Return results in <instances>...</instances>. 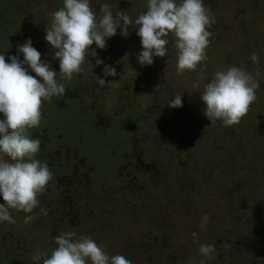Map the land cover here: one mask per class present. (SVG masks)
Listing matches in <instances>:
<instances>
[{
  "label": "rangeland",
  "instance_id": "1",
  "mask_svg": "<svg viewBox=\"0 0 264 264\" xmlns=\"http://www.w3.org/2000/svg\"><path fill=\"white\" fill-rule=\"evenodd\" d=\"M11 2L15 4L13 5ZM104 2L105 0H90L93 11L98 13L99 6ZM108 2L112 3L114 12L118 10L126 11L133 19L147 10V0H126V4H123L124 7L119 6L117 3L115 4L116 1L113 0H108ZM203 2L205 7L210 9V15L215 20V23L208 29L212 35L209 38V47L206 49L207 60L203 62L207 64L205 74L208 80L212 78L216 71L227 70L230 66H236L251 73L259 82V88L256 90L257 99L252 103L247 115L241 119L240 123L238 125L225 126L221 120H217L214 123L210 122L203 113L205 105L200 98V94L203 92L207 80L200 81L198 89L194 90L191 87L190 93L193 99L186 98V102L182 101V107L175 108L176 113L179 111L188 118V126H186L188 131L185 130L186 134L181 139L182 143L187 146L188 151L185 154L189 153L190 155V161L187 162L190 166H188V169L192 170V175H189L186 183L193 188L199 185V188H196V191L191 196L193 202H195V208L205 204L204 213L208 214L209 219L211 215L208 210L210 211L211 205L217 210L222 209L221 212L213 210L215 219L225 218L224 225H230L226 227L227 229H238L229 234L218 227L219 224L217 225L216 222L211 223L208 220L205 227L201 228L199 226L198 229L201 233L217 226L216 231L221 229V232L225 233L226 238L231 241L232 246L236 243L245 244L246 241L243 238L249 237L257 242L258 251H263L264 240L262 233L264 232V224L256 226L257 231L255 234L254 230L248 228V225L244 226V223L247 224L248 222L249 225H252L250 223L252 221L249 220L252 219V223L255 224L256 219H254L253 215L259 211L254 210L264 209V0H203ZM6 4H10V7L7 8ZM15 6L17 8L16 12L14 11ZM62 6L63 0H0V54H5L6 61L7 59L9 60V57L18 54L17 45H22L29 38L32 44L36 43L35 46L38 51L43 49L45 46L43 44L39 46V42L46 37V28L48 27L44 26H48L52 22L51 13ZM128 31L129 35L125 37L120 34L121 29H117V34L112 37L114 42L117 41L118 44L122 45L121 48L113 41L110 43L106 38V44H112L109 47L113 49V51L112 49L110 50L106 65L109 64L111 59L117 60V57L124 53L125 58L121 60L122 63L120 61L117 62L126 65L128 69L122 73L121 78H117L118 81L116 84L113 83L114 85H119L120 79L123 82L129 80L134 86L138 85L141 93L144 90L145 97L143 98L145 100L148 97L149 89L145 78L142 77L144 75L147 76V74L141 69L149 70L151 68L154 70L153 82L152 80L150 81L152 93L160 87L171 97L170 94L182 93L186 91L188 85L190 86L196 82L199 69L195 72L185 71L183 74H177L178 50L174 46L175 38L173 36L169 37L170 44L164 57H154L152 65L141 66L137 59L138 54L143 50L141 38L136 34L138 28L135 25L129 26ZM130 43L133 44L131 45ZM32 46L34 47V45ZM114 48H117V50ZM103 50L105 49H99L96 46L97 56L93 63H90L89 69L93 70L95 77L101 76V68L96 65V59L100 58L104 63V55L100 54ZM108 52L109 50L107 54ZM253 52L259 56L258 64L250 59ZM112 53L114 57L110 56ZM133 65L136 66V69L139 68V76H135L134 71L136 73L138 71L133 70ZM257 71L259 75H257ZM108 90L111 92V89ZM55 97L57 98V105L62 97V108H58L56 105H52L50 108L62 110L61 128L65 130L62 133L64 141H66L64 143L65 146L70 149L73 146H81L79 147L80 150L91 154L92 157H97L99 152L105 151L103 140L97 136L98 134L90 130L87 124H84L86 128L83 122L78 120L79 115L75 107L65 100L68 99L66 94ZM144 100L141 101L145 103L146 100ZM72 103L74 105L77 104L76 101H72ZM167 116L171 120L175 119V116L171 113ZM1 118L3 119L2 113H0ZM144 125H146L145 121ZM32 130L30 129V131ZM178 131L180 132L181 130ZM159 137L162 136L159 135ZM112 139L114 141L117 139L121 140L122 136H113L112 134ZM171 170L174 171L173 176L177 183L185 172L188 173L183 170L179 163L176 166L173 164ZM169 184L173 185V183ZM179 185H173L171 191L175 187H179ZM182 190L175 192V194L179 196ZM189 192L190 190H187V192L183 190L181 196L184 197L185 193ZM156 197L159 199L154 208L161 209L166 206L163 212L169 222L164 220L157 221L156 217H154V212L148 209L152 207L151 201ZM154 198L144 199L139 207H133V210L128 212L127 216L121 217L119 227L114 226L118 229L116 233L111 235L107 229L101 231L94 228L96 229L94 234H88V236H91L99 246L103 247L109 256L119 254L129 260L133 257L132 263L137 260L139 264H177L176 261L184 260V258L181 255L174 260L173 256L175 254L169 247V245H173L174 248L182 247L188 250L185 254L189 256L187 259L190 264H201V261L204 264H225V261L221 260L216 252L212 254L211 259L202 256L199 248H192L190 238L174 244H168L167 237L160 239L157 235L155 236V231L157 230L155 226H159V231L166 232L168 235L171 223L173 228L175 226L176 228L179 227L180 224L174 225V222L180 215L186 214L188 218L192 217V220H194L195 214L190 215L193 210L187 211L183 203H181L182 205L179 204L181 207L178 204H170L171 196L165 198L163 194L156 192ZM229 198L233 200L231 203L233 207L229 205ZM2 203L5 202L0 199V204ZM133 212H139L137 217L134 216ZM227 213H231L229 218ZM25 214L27 213L19 211L16 214L18 217H12L16 222L14 224L8 222V226H2L5 221H0V264H42V259L36 261L34 256L39 253L44 258L54 247V237L56 236L52 235L49 238L48 234L53 231L50 229L47 231V228L42 223L44 221V212L41 211V207L38 206L33 212L28 213V215L33 217L28 223L24 222ZM256 217L258 221H260L258 218H263L260 216ZM239 224L243 225V227H238ZM149 230L153 231V233L149 234ZM8 235L12 239L7 237ZM43 236L44 238H42ZM138 238L142 240L143 238L148 239L150 243L143 252L142 250L130 251L133 243L134 246L140 245L139 243L135 244ZM46 239L50 243L42 244V241ZM209 241L210 239L207 238L204 241H200V244H209ZM160 243L165 246L163 252L159 249ZM218 246L219 244L214 247ZM232 246L230 247L231 249H233ZM243 249L247 253V250ZM5 253L11 254L4 256L3 254ZM242 256L243 254L240 253V257ZM262 257H264V254L261 255L259 253L258 259Z\"/></svg>",
  "mask_w": 264,
  "mask_h": 264
},
{
  "label": "flooded vegetation",
  "instance_id": "2",
  "mask_svg": "<svg viewBox=\"0 0 264 264\" xmlns=\"http://www.w3.org/2000/svg\"><path fill=\"white\" fill-rule=\"evenodd\" d=\"M113 1H116L115 4L117 3L121 7L126 4V0ZM109 3L112 4L111 2ZM11 4L14 5L15 3L11 2ZM6 7L9 8L10 4H6ZM14 11H17L16 6ZM50 26L51 23L44 27ZM107 39L112 43V37ZM41 41L39 46L41 44L45 46L39 51L41 60L50 64L51 68L57 72V80L65 84V94L68 98L65 99L66 102L75 107L79 115L78 120L82 121L83 125L87 124L90 130L95 131L98 134L97 136L103 140L105 147V151L99 152L97 157H92L91 154L81 151L79 148L81 146H73L72 149L66 147L64 144L66 141H64V135L62 134L65 130L61 128L62 110L50 108L52 105L62 108V97L58 105L56 97L52 98L51 101L43 102L41 124L39 127L33 128L30 133L32 138H39L41 141L39 152L35 158L42 163L48 164V168L52 172V179L47 184L45 191L38 196L39 206L45 209L47 213H44V221L42 223L47 228V231L48 229L53 231L48 234L49 238L52 235L57 236L69 231L76 232L77 237L83 234L88 236V234H94L96 230L94 228L101 231L107 229L109 234L112 235L118 231L115 227H119L121 217L127 216L128 212L133 210V207H139L144 199L154 198L157 192L158 194H163L165 198L171 196L170 204H185L187 211L193 210L190 215L195 214V218L192 220V217L188 218L186 214L180 215L174 222V225L180 224L179 227L176 228L175 226L173 228L171 223L168 235L166 232L159 231V226H155L157 227L155 236L157 235L160 239L167 237L168 244H174L190 238L192 248L195 249L199 248L200 241L209 238V244L213 246L219 244L218 247H215V252L221 260L225 261V264H264V257L258 259L259 253L261 255L264 254V249H262L263 251H258L257 242L251 240V238H243L247 244L236 243L231 249L222 247L223 243L231 244V241L226 238L225 233L221 232V229L216 231L217 226L204 230L202 233L199 231L198 228L205 214V204H201L197 208L194 206L195 202H193L191 196L196 191V188H199V185L193 188L186 183L189 175H192V170L188 169L190 166L187 162L190 161V155L189 153L185 154L188 151L187 146L181 140L186 134L185 130L188 131V127H186L188 126V118L179 111L176 113L175 108L168 105L169 100L171 98L174 99L173 94H170L171 97L168 96L164 92L165 90L160 89V87L152 93L150 81L152 80L153 82L154 70L151 68L149 70L141 69L147 74V76L144 75L142 77L145 78L149 89L148 97L144 103L141 101L145 97L144 90L141 93L138 85L134 86L129 80L123 82L122 79L119 80V85H114L118 81L117 78H121L122 73L128 70L126 65L117 62L120 61L122 63L121 60L125 58L124 53H121L117 60L111 59L108 64V66L116 69L118 75L115 77L104 76L103 68L106 65V61H108L109 53L112 49L109 46H112V44L107 43L105 50L100 52L105 59H103L104 63L99 65L101 68L100 78L111 81L109 85L101 87L96 82L93 70L89 69L90 63H93L96 57L91 56L89 53L82 65V73L74 74L71 81H64L61 80L59 74V60L54 58L56 50L52 48L45 38ZM114 43L118 47H122L117 41ZM130 44L132 45L133 43ZM32 45L36 48V43ZM95 47L94 43L90 51L95 50ZM114 49L117 50V48ZM110 56L114 57V54L112 53ZM19 58L22 61L23 55H19ZM7 61L9 62L8 59ZM25 68H27L30 75L35 76V73L32 72L28 65H25ZM132 68L133 70H139L134 65ZM139 73L138 71V76ZM191 87L192 85H188L186 91L182 92L184 97H182V101L186 102V98L193 99L190 93ZM108 89H111V92ZM72 101H76L77 104L74 105ZM145 108L147 109L145 110ZM169 113L173 114L175 119L171 120L167 116ZM144 121L146 125L143 126ZM178 130L181 131L179 132ZM112 134L113 136H122V139L114 141ZM159 135L162 137H159ZM177 163L183 167V170L188 172H185L178 179V183L173 176L174 171L171 170L173 164L176 166ZM169 183L180 185L171 191L173 185ZM182 189L186 192L190 190V192L185 193V196L182 197ZM180 190L182 192L177 196L175 192ZM0 199L3 200V198ZM158 199L157 197L154 198L151 201L152 207L148 209L154 212V217H156L157 221L164 220L169 222L163 212L166 206L161 209L154 208ZM232 202L233 200L229 198L231 207H233L231 205ZM214 209L217 212L222 210H217L211 205L210 211L208 210L211 215L209 219L211 223L216 222L217 225L219 224L218 227L229 234L238 230L227 229L226 227L230 225H224L225 218L215 219ZM254 211H259L253 215L257 222L254 221L256 225L252 223V219L248 218L254 226L249 225L248 222L247 224L244 223V226L248 225V228L253 229L256 234V226L264 224V209H256ZM9 212L12 217H16L19 211L9 209ZM138 213L133 212L136 217ZM227 214L229 218L231 213ZM249 215L251 216L250 213ZM24 216H28V213ZM256 216L263 218H258L260 220L258 221ZM4 225L8 226V222L5 221L2 226ZM240 226L243 227V225L239 224L238 227ZM192 231L197 233L198 238H193ZM152 233L153 231L149 230V234ZM7 237L12 239L10 235ZM262 238L264 240V232L262 233ZM47 243H50L48 239L42 241L44 245ZM137 243L140 245L134 246L133 243L130 251L142 250L143 252L150 241L145 238L143 240L138 238L135 241V244ZM55 247L56 244L53 249ZM164 247L161 243L159 244V249L162 252ZM169 247L175 254L173 256L174 260L181 255L184 258V260L176 261L177 264H190L187 259L189 256L185 254L188 250L182 247L174 248L173 245H169ZM243 248L247 250V253L244 252ZM52 250L47 253L48 256H50ZM240 253L243 254L242 257H240ZM10 254L5 253L3 255ZM132 259L133 257H131V261ZM132 264H139V262L136 260Z\"/></svg>",
  "mask_w": 264,
  "mask_h": 264
},
{
  "label": "clouds",
  "instance_id": "3",
  "mask_svg": "<svg viewBox=\"0 0 264 264\" xmlns=\"http://www.w3.org/2000/svg\"><path fill=\"white\" fill-rule=\"evenodd\" d=\"M51 26L46 28V41L56 51L54 58L59 60L61 80L71 81L74 74L82 73L89 53L96 57L91 46L106 48V38L117 34L129 35V26L138 28L142 51L138 54L141 66L152 65L154 57H164L170 44V36L175 38L174 46L178 50L177 74L185 71H197L199 75L192 88L198 89L202 80H207L200 94L205 107L204 115L214 123L221 120L225 126L238 125L247 115L250 106L257 99L259 82L245 69L230 66L227 70L216 71L208 80L205 70L207 64L206 49L212 33L208 30L214 17L206 8L203 0H147V10L133 19L126 11H113V5L105 0L99 6V12L93 11L90 0H63V6L51 13ZM18 54L9 57L0 54V196L5 203L0 204V221L15 223L9 209L31 213L40 204L38 196L46 189L52 179L47 164L36 159L41 141L32 138L30 129L37 128L42 120V105L55 96L65 94V84L57 80V72L50 64L41 60V53L32 46L31 39L17 45ZM23 55V60L19 58ZM252 62L258 64L259 56L253 52ZM103 61L96 59V65ZM28 65L35 76L28 73ZM135 73V76L138 73ZM114 67L105 65L104 76H117ZM257 75L259 72L257 71ZM39 77V79H37ZM96 82L107 86L111 81L96 76ZM168 105L182 107V93L173 94ZM46 213V210L41 208ZM31 215L24 218L28 223ZM209 220L208 214L202 217L201 228ZM196 239L197 233L193 232ZM56 247L50 256L42 258L37 253L34 260L42 264H132L123 255L109 256L91 236L76 232H63L54 238ZM232 245L225 242L224 248ZM199 252L212 258L215 247L201 243ZM201 264H204L201 261Z\"/></svg>",
  "mask_w": 264,
  "mask_h": 264
},
{
  "label": "trees",
  "instance_id": "4",
  "mask_svg": "<svg viewBox=\"0 0 264 264\" xmlns=\"http://www.w3.org/2000/svg\"><path fill=\"white\" fill-rule=\"evenodd\" d=\"M46 256H48V254H46ZM46 256L44 258H46ZM9 263H10V261H9Z\"/></svg>",
  "mask_w": 264,
  "mask_h": 264
}]
</instances>
